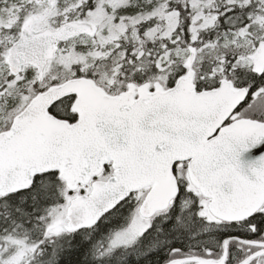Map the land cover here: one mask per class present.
Here are the masks:
<instances>
[{"label": "snow or ice", "instance_id": "1", "mask_svg": "<svg viewBox=\"0 0 264 264\" xmlns=\"http://www.w3.org/2000/svg\"><path fill=\"white\" fill-rule=\"evenodd\" d=\"M0 264H264V0H0Z\"/></svg>", "mask_w": 264, "mask_h": 264}]
</instances>
